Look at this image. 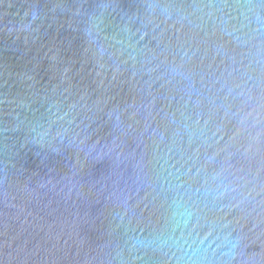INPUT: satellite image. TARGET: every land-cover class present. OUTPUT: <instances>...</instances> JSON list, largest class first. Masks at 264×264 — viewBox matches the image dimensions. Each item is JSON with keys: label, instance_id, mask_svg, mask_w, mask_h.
<instances>
[{"label": "water", "instance_id": "95a60500", "mask_svg": "<svg viewBox=\"0 0 264 264\" xmlns=\"http://www.w3.org/2000/svg\"><path fill=\"white\" fill-rule=\"evenodd\" d=\"M0 264H264V0H0Z\"/></svg>", "mask_w": 264, "mask_h": 264}]
</instances>
